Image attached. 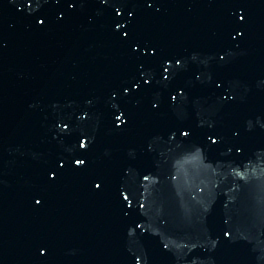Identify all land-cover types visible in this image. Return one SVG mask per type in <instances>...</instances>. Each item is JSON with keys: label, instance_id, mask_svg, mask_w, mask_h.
I'll return each instance as SVG.
<instances>
[{"label": "snow or ice", "instance_id": "obj_1", "mask_svg": "<svg viewBox=\"0 0 264 264\" xmlns=\"http://www.w3.org/2000/svg\"><path fill=\"white\" fill-rule=\"evenodd\" d=\"M57 2L59 3V0H57ZM80 2H81V0H74V2H72V3H67V7L70 8V9H75V8L78 7V5H79ZM100 3L101 4H108V3H110V0H100ZM148 7L150 8L151 7V4H148ZM131 14L132 13L129 11L128 12V15H131ZM115 15L116 16H120L121 15V9L120 8H115ZM59 18H62V14L59 16ZM239 20L240 21H244L245 20V16L243 14H240ZM113 22L115 23V20H113ZM36 23L38 25H44L45 21L43 19H37L36 20ZM120 28H121V24L120 23H117L116 24V29H120ZM238 34L242 36L244 33L243 32H239ZM123 36L124 37H129V32H124L123 33ZM134 51H136V49H134ZM221 59H223V57H221ZM178 62L179 61H177V63ZM164 71L166 72L167 71V68H165ZM165 79H167V77H165ZM144 83H149V81L148 80H144ZM125 90H127V89H125ZM116 119L119 120L120 117L117 116ZM122 123H125V121H122ZM116 126L119 127V125H116ZM64 128L67 129L68 128V125L67 124H64ZM183 135L187 136L188 135V132H183ZM212 143L215 144L216 141L215 140H212ZM86 144H87V141H80L79 147L80 148H85L86 147ZM84 163H85L84 159H80V158H76L75 159V164L77 166L83 165ZM61 167H63V165H61ZM54 178H55V174H53V179ZM95 187L96 188H100L101 187L100 183H96L95 184ZM124 199L127 200L128 197L125 196ZM35 203L36 204H40L41 201L39 199H37L35 201ZM129 207H131V204L130 203H129ZM40 255H44V252L43 251H40Z\"/></svg>", "mask_w": 264, "mask_h": 264}, {"label": "water", "instance_id": "obj_2", "mask_svg": "<svg viewBox=\"0 0 264 264\" xmlns=\"http://www.w3.org/2000/svg\"><path fill=\"white\" fill-rule=\"evenodd\" d=\"M256 264H264V240Z\"/></svg>", "mask_w": 264, "mask_h": 264}]
</instances>
